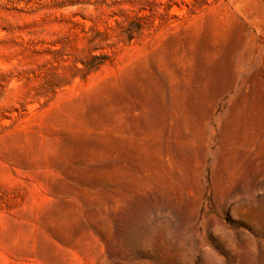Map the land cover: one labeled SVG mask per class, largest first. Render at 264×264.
Masks as SVG:
<instances>
[{
  "label": "rangeland",
  "instance_id": "374dc122",
  "mask_svg": "<svg viewBox=\"0 0 264 264\" xmlns=\"http://www.w3.org/2000/svg\"><path fill=\"white\" fill-rule=\"evenodd\" d=\"M0 264H264V0H0Z\"/></svg>",
  "mask_w": 264,
  "mask_h": 264
}]
</instances>
